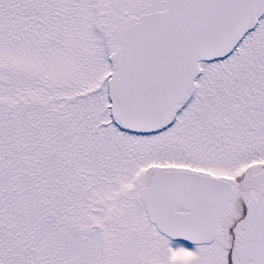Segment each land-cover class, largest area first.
Wrapping results in <instances>:
<instances>
[{
  "label": "snow or ice",
  "instance_id": "snow-or-ice-1",
  "mask_svg": "<svg viewBox=\"0 0 264 264\" xmlns=\"http://www.w3.org/2000/svg\"><path fill=\"white\" fill-rule=\"evenodd\" d=\"M0 264H264V0H0Z\"/></svg>",
  "mask_w": 264,
  "mask_h": 264
}]
</instances>
